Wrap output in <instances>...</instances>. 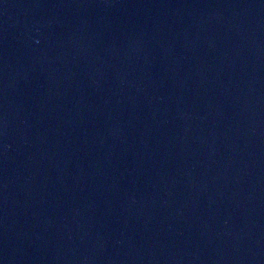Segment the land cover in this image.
<instances>
[{
    "label": "water",
    "instance_id": "water-1",
    "mask_svg": "<svg viewBox=\"0 0 264 264\" xmlns=\"http://www.w3.org/2000/svg\"><path fill=\"white\" fill-rule=\"evenodd\" d=\"M0 264H264V0H0Z\"/></svg>",
    "mask_w": 264,
    "mask_h": 264
}]
</instances>
